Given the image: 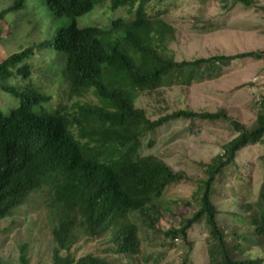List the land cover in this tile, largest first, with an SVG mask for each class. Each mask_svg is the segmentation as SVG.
Instances as JSON below:
<instances>
[{"label": "trees", "instance_id": "obj_1", "mask_svg": "<svg viewBox=\"0 0 264 264\" xmlns=\"http://www.w3.org/2000/svg\"><path fill=\"white\" fill-rule=\"evenodd\" d=\"M29 1L14 0L11 7L1 11V26L8 14L24 10ZM103 1L36 2L52 19L69 15L74 21ZM108 1L112 10L127 9V17L132 18L119 17L106 25L83 28L73 23L51 39L11 56L1 50L0 90L20 99V103L6 115L0 111V222L41 196L40 204L47 211L57 245L53 264H112L93 255L77 258L72 252L80 237L105 235L114 246L110 251L122 258L123 264H132L144 250L141 227L160 231V201L171 185L186 178L154 155L143 156L142 138L169 119L199 115L180 111L166 119L151 120L137 107L143 92H156L176 82L190 85L217 65L226 67L231 61L264 54L177 62L167 53L175 29L154 10L152 0ZM231 1L247 7L252 2L221 0L223 5ZM0 33L7 34L2 29ZM37 50L53 51L54 57L64 62L62 77L69 88L53 112L36 108L51 99L33 84L35 69L28 60ZM204 65L207 72L201 73ZM200 117L216 119L220 115ZM234 127L239 136L224 147V155L206 166L208 179L198 188L196 198L199 209L185 221V227L172 228L166 235L185 239L187 230L204 218L211 229V264H264L259 257L264 255V187L244 212L230 213V222L240 230L230 231L228 237L227 229L220 227V211L213 201L216 186L221 185L220 178L228 166L235 164L237 153L264 145V113L252 130L238 124ZM253 251L258 256L252 259ZM22 252L25 254L26 249ZM188 257L186 254L185 262ZM21 260L27 264L24 255Z\"/></svg>", "mask_w": 264, "mask_h": 264}, {"label": "rangeland", "instance_id": "obj_2", "mask_svg": "<svg viewBox=\"0 0 264 264\" xmlns=\"http://www.w3.org/2000/svg\"><path fill=\"white\" fill-rule=\"evenodd\" d=\"M36 1L30 0L24 10L8 14L2 26L0 22V29L7 32L5 36L0 33V61L4 60L1 50L11 56L52 38L73 23L83 28L97 23L106 25L115 18L127 17V9L112 10L106 0L74 21L69 15L56 20L49 17L43 7L38 8ZM251 1L249 7L232 1L223 5L221 0H152V5L175 29V39L169 44L170 54L178 62H195L214 56L264 53V0ZM13 4L14 0H0V12ZM37 51L28 60L35 69L33 84L51 99L36 108L53 112L69 88L62 77L64 62L56 59L52 51ZM216 67L210 68L208 71L211 72L198 82L190 85L176 82L158 88L156 92L146 91L137 101V107L155 121L180 111L199 116L169 119L142 138L143 156L154 155L186 179L171 185L163 195L160 231L141 227L144 250L132 264H211L208 253L211 229L204 218L187 230L185 239L181 235L171 239L166 233L172 228L185 227V221L199 209L196 198L198 188L208 179L206 166L214 158L224 155V147L239 136L234 124L252 130L258 116L264 113V54ZM199 71L206 73V66ZM19 103L20 99L0 90L2 113L8 114ZM203 114H219L220 117H200ZM220 180L213 201L220 211V227L227 229L228 237L230 231L240 230L230 222V213L244 212L243 208L249 202H256L264 187V145L249 146L237 153L235 164L228 166ZM40 197L38 200L32 198L12 217L0 222L1 264H23V255L27 264H53L57 245ZM113 247L108 235L97 239L80 237L72 252L77 258L93 255L112 264H123L124 260L110 251ZM23 249H26L25 254ZM186 254L189 257L185 262ZM257 254L251 252L250 258ZM61 255L66 257L65 252ZM259 257L264 260V255Z\"/></svg>", "mask_w": 264, "mask_h": 264}, {"label": "clouds", "instance_id": "obj_3", "mask_svg": "<svg viewBox=\"0 0 264 264\" xmlns=\"http://www.w3.org/2000/svg\"><path fill=\"white\" fill-rule=\"evenodd\" d=\"M111 8V7H110ZM54 36V35H53ZM52 36V37H53ZM51 39V38H50ZM47 40H49V39H47ZM45 41V40H44ZM173 41V40H172ZM171 41V42H172ZM43 42V41H42ZM40 44V43H39ZM38 45V44H37ZM36 46V45H35ZM40 51V50H39ZM39 51H37V52H39ZM43 51V50H42ZM53 52V51H52ZM167 53L170 55V56H172L171 54H170V49H169V46H168V51H167ZM173 57V56H172ZM174 58V57H173ZM178 62V61H177Z\"/></svg>", "mask_w": 264, "mask_h": 264}]
</instances>
